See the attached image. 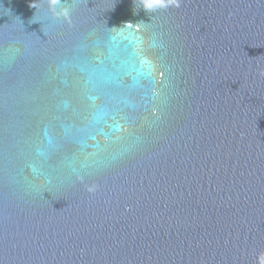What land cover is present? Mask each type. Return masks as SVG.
Returning <instances> with one entry per match:
<instances>
[{"label": "clouds", "instance_id": "1", "mask_svg": "<svg viewBox=\"0 0 264 264\" xmlns=\"http://www.w3.org/2000/svg\"><path fill=\"white\" fill-rule=\"evenodd\" d=\"M181 0H144V5L146 10H155V8L158 7H167L169 5H174L176 7L180 6ZM60 0H49V7L50 11L53 13L54 16L60 17H68L69 16V10L67 8H59ZM264 75V73H262ZM92 191V189H90ZM264 256V254H261ZM262 264H264V261H262Z\"/></svg>", "mask_w": 264, "mask_h": 264}]
</instances>
